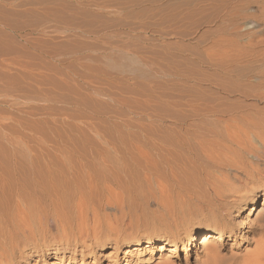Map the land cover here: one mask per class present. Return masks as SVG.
I'll use <instances>...</instances> for the list:
<instances>
[{
    "label": "rangeland",
    "instance_id": "374dc122",
    "mask_svg": "<svg viewBox=\"0 0 264 264\" xmlns=\"http://www.w3.org/2000/svg\"><path fill=\"white\" fill-rule=\"evenodd\" d=\"M212 1L0 0V264H203L213 187L264 158V0ZM215 77L237 101L190 123ZM254 202L220 264L264 238Z\"/></svg>",
    "mask_w": 264,
    "mask_h": 264
},
{
    "label": "bare ground",
    "instance_id": "6f19581e",
    "mask_svg": "<svg viewBox=\"0 0 264 264\" xmlns=\"http://www.w3.org/2000/svg\"><path fill=\"white\" fill-rule=\"evenodd\" d=\"M210 1H212V0H206V3L210 2ZM212 2H214V1H212ZM1 26H3V25H1ZM220 77H222V76H220ZM223 77H224V75H223ZM215 78H216V80H214V82L209 83L210 82L209 81V82L206 83L207 85L208 84L209 85L204 87V90H203V99L204 100H202L203 103L201 102L202 105H197L196 103H194V104H191L190 103V104H188V107H186L187 105L185 106L186 108H188L185 111H187V115L189 116L190 123H192L191 120H193V121L196 120V119L199 120L204 115L205 116H209L211 118L212 117H215L214 119H216V118L220 119L223 115H222V113L219 112L220 110L218 111V109H217L218 107L215 108L216 107L215 105H217L219 103V102H217V104H215L216 103V99H221V98H219V96H221V97H223V98H225L227 100L228 99H234V100H236L235 99L236 98V95L235 94L232 95L229 91L226 90L225 85H224V82L222 84L221 83L222 80L220 81V79L218 77H215ZM223 80H224V78H223ZM200 100H199V103H200ZM223 101H222V103H223ZM224 102L226 103V101H224ZM229 103H227V104H229ZM201 106L204 107V108L202 109ZM222 109H224V108H222ZM179 111H182V110H179ZM230 116H232V115H230ZM189 119H188V121H189ZM205 119H208V118H205ZM233 119H234V121L237 120L236 118H233ZM171 120H174V119H171ZM220 120H223V119H220ZM228 120H229V117H228ZM230 120L232 122H234L231 118H230ZM184 122H185V120H184ZM200 122H201V120H200ZM236 122H238V121H236ZM178 123H181V122L178 121ZM188 124L189 123L187 122V125ZM213 125H215V124H213ZM231 125H232V123H231ZM181 127H183V126H181ZM176 128H177V126H174L173 125L171 129L174 130ZM168 129H169V127H168ZM166 131H167V129H166ZM170 132L171 131L169 130V133ZM188 132H190V131H188ZM180 134H182V133H180ZM209 134H211V133H207L208 136H209ZM173 135H174V133H173ZM176 135H177V133H176ZM205 136H206V134H205ZM212 136L213 137L214 136L216 137L217 135L216 134H213ZM190 138H192V137H190ZM184 139H185V137H184ZM190 140L192 141V139H190ZM194 140L195 139H193V142H194ZM195 143H196V141H195ZM202 143H200V144H202ZM263 159L259 160L258 164H256V165L254 163L255 166L254 167H251V170H248L244 174H242L241 177L236 178V181L234 183H231V184H223L221 186L220 185L219 186H216L215 185L213 187L212 192H211V199L208 200V201H206V203H205L206 204L205 205L206 209L210 212V214L212 215V218L214 219L213 225H210V226L207 225V226L203 227L200 230H197V231H194V232H190V234L188 236V239H187V242L185 243V246H186V248L184 250L185 252L188 253L189 251H191L190 249L192 247V243L194 241H196V240L197 241L199 240L200 241L199 244L202 245L203 247H209L210 246L209 248H211V251L213 252V251H215L217 249L216 244L212 243L213 240L223 241L226 238H230L233 235H235V238L238 237V236H240V235H242V233L245 230V226H246L247 223L244 222V221L242 222L240 213L250 203H255L254 201H255L256 195L258 193V190H262V192L264 194V160ZM255 211H257V210L255 209V204H253L252 207L250 208V212H249L248 216L253 215ZM263 214H264V210L262 208V210H260V212L258 211L257 216L258 215H263ZM156 243H157V241L154 238H151L147 242V244H148L147 245V248H153ZM14 244H16V243H13L12 244V249L14 248ZM179 244H180L179 240L176 237H173L171 240H167L166 242L163 243V245H161V250H164V249H166L168 247H171L172 250H174V249L176 250L178 248ZM18 246L19 245H17V247ZM138 246L140 247L139 249H141L142 245L141 244H138ZM132 247H134V246H131L130 248H132ZM127 253L128 254L130 253V249H128V252H126V254ZM55 260H57L56 261V264H70L72 262V261H67L66 260V257L64 256V254L60 255L59 253H56L55 254ZM75 262L76 261H74V263ZM82 262H80V263L83 264Z\"/></svg>",
    "mask_w": 264,
    "mask_h": 264
},
{
    "label": "clouds",
    "instance_id": "9594fccd",
    "mask_svg": "<svg viewBox=\"0 0 264 264\" xmlns=\"http://www.w3.org/2000/svg\"><path fill=\"white\" fill-rule=\"evenodd\" d=\"M252 241V250L247 253L248 264H264V238L250 237ZM203 264H220L218 257L211 252L203 258Z\"/></svg>",
    "mask_w": 264,
    "mask_h": 264
}]
</instances>
